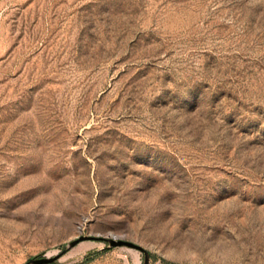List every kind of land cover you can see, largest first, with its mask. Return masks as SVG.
Wrapping results in <instances>:
<instances>
[{"label": "rangeland", "instance_id": "374dc122", "mask_svg": "<svg viewBox=\"0 0 264 264\" xmlns=\"http://www.w3.org/2000/svg\"><path fill=\"white\" fill-rule=\"evenodd\" d=\"M58 254L264 264V0H0V264Z\"/></svg>", "mask_w": 264, "mask_h": 264}, {"label": "water", "instance_id": "95a60500", "mask_svg": "<svg viewBox=\"0 0 264 264\" xmlns=\"http://www.w3.org/2000/svg\"><path fill=\"white\" fill-rule=\"evenodd\" d=\"M86 236H83L79 239H76L74 240L72 243H71V246H74L76 245L77 243H79L81 240L85 239ZM124 242L123 241H119L118 244H123ZM139 248L143 249L141 246H138ZM60 256V254L56 255V256H50V257H39V258H35L31 261H29L28 263L26 264H48V263H52L54 262L56 259H58Z\"/></svg>", "mask_w": 264, "mask_h": 264}, {"label": "trees", "instance_id": "16d2710c", "mask_svg": "<svg viewBox=\"0 0 264 264\" xmlns=\"http://www.w3.org/2000/svg\"><path fill=\"white\" fill-rule=\"evenodd\" d=\"M92 258H94V255H91V256L87 257V260L89 261V260H91Z\"/></svg>", "mask_w": 264, "mask_h": 264}]
</instances>
